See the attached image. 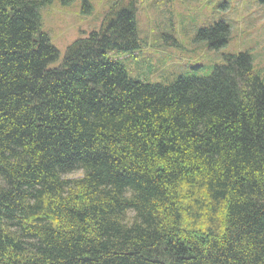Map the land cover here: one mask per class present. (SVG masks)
<instances>
[{
    "label": "trees",
    "instance_id": "16d2710c",
    "mask_svg": "<svg viewBox=\"0 0 264 264\" xmlns=\"http://www.w3.org/2000/svg\"><path fill=\"white\" fill-rule=\"evenodd\" d=\"M52 1L0 0V264H264L250 54L143 84L116 57L140 50L135 0L63 56L41 29ZM228 34L199 37L219 49Z\"/></svg>",
    "mask_w": 264,
    "mask_h": 264
},
{
    "label": "rangeland",
    "instance_id": "374dc122",
    "mask_svg": "<svg viewBox=\"0 0 264 264\" xmlns=\"http://www.w3.org/2000/svg\"><path fill=\"white\" fill-rule=\"evenodd\" d=\"M131 0H120L126 5ZM140 50L118 52L131 77L147 85H170L179 77H209L226 57L249 53L264 77V3L261 0H135ZM115 0H53L40 10L41 29L63 56L87 33L99 31ZM224 22L228 43L210 47L201 30ZM76 174L73 178L80 177ZM1 184V181H0Z\"/></svg>",
    "mask_w": 264,
    "mask_h": 264
}]
</instances>
